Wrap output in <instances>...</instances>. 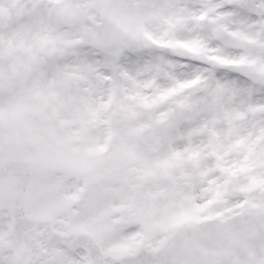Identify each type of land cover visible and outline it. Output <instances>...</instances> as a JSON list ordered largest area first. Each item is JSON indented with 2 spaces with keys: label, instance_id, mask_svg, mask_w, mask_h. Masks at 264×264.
I'll return each instance as SVG.
<instances>
[{
  "label": "snow or ice",
  "instance_id": "6c2138e0",
  "mask_svg": "<svg viewBox=\"0 0 264 264\" xmlns=\"http://www.w3.org/2000/svg\"><path fill=\"white\" fill-rule=\"evenodd\" d=\"M0 264H264V0H0Z\"/></svg>",
  "mask_w": 264,
  "mask_h": 264
}]
</instances>
